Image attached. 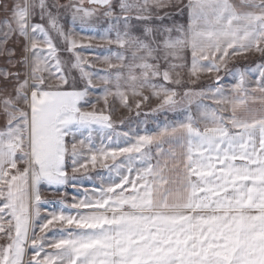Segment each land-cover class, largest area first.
<instances>
[{
  "label": "snow or ice",
  "instance_id": "1",
  "mask_svg": "<svg viewBox=\"0 0 264 264\" xmlns=\"http://www.w3.org/2000/svg\"><path fill=\"white\" fill-rule=\"evenodd\" d=\"M0 12L13 86L0 264L29 252L28 264H264V0H0ZM93 41L104 72L90 71ZM249 53L261 62L229 67ZM109 97L137 117L156 100V128L118 130ZM68 187L82 198L42 199Z\"/></svg>",
  "mask_w": 264,
  "mask_h": 264
},
{
  "label": "rangeland",
  "instance_id": "2",
  "mask_svg": "<svg viewBox=\"0 0 264 264\" xmlns=\"http://www.w3.org/2000/svg\"><path fill=\"white\" fill-rule=\"evenodd\" d=\"M262 57L260 56L259 53H249L246 55V57H238L235 58V62L234 64H230L229 67H233V66H240V67H245V66H254L256 63L261 62ZM221 75H223V73H221ZM201 84H208L211 83V81L208 78V75L201 77L200 82ZM100 96L102 98V94L97 95ZM103 99V98H102ZM156 100H152L151 104H146L142 106L141 109V115L139 117L136 116V110L135 108H133V110L131 112H129L127 109L123 108L122 106H118V110L115 113L114 119H115V126L117 127L118 130H127L128 125L130 122L132 123V126L135 127V121H140L141 122V128H150V129H155L156 128V123H154V119H157L156 117L151 116V109H153L154 106H156L157 101ZM119 103V102H118ZM116 104V103H115ZM102 105L104 106V100L102 102ZM145 113H149V118L145 119ZM158 120L160 123L164 122V117L160 116L158 117ZM121 121H123V123H121ZM18 167H20V165H18ZM89 167H91V165H89ZM21 168H23V165H21ZM97 171H103V169H99L97 168L96 170L92 171L90 174L91 175H96ZM87 184H89V186H91V182H85ZM98 183V181L96 182ZM67 195L65 196H60V195H56L53 194L50 191H44L43 192V196L45 198V200L48 201H52V202H57L61 199H64L65 201H67L68 203L72 202L73 199V195L74 194H79V196L82 198L83 196V189H73L72 187H68L66 189ZM49 210H55L58 211L60 210L61 206L59 204H56V206L53 208L51 205L48 206ZM70 208H65L64 211L67 214ZM74 210V209H73ZM41 215H46L45 212H42ZM55 231V230H53ZM52 233L49 232L48 235H51ZM6 241L3 240V243H5Z\"/></svg>",
  "mask_w": 264,
  "mask_h": 264
},
{
  "label": "crops",
  "instance_id": "3",
  "mask_svg": "<svg viewBox=\"0 0 264 264\" xmlns=\"http://www.w3.org/2000/svg\"><path fill=\"white\" fill-rule=\"evenodd\" d=\"M65 2H67V0H65ZM233 2L234 3H239V0H233ZM85 7H89V5L85 4ZM2 15H3V13L0 12V18H2ZM178 23H183L186 26V24H187L186 15L184 17L178 18ZM77 32H78L77 38H79V26H77ZM95 34L96 33L85 31V33L83 35L87 36V35H95ZM81 43L87 45L88 41L86 39H84V40H81ZM106 50H107V46L106 45L104 47H97V42H95V41L92 42V45H91L90 49L86 48L84 50L85 55L87 56V59L89 61H93L94 62V66L90 69V71H93V72H104V71L107 70V66L106 65H104V64H102V63H100L98 61H95V55H94V53H100V52H104L106 54ZM78 51H80V50L78 49ZM62 55L64 57H67L70 54L67 53V52H63ZM6 66L7 65H6L5 59L3 57H0V68H5ZM203 76H206V75H202V77ZM185 78H186V76H185ZM10 94H13V86H12V84H5L4 81L0 80V101H2L6 96H8ZM90 99H92L93 101H97V103H96V111L104 110L105 103H104V106H103L102 105L103 99L100 96L94 95V96L90 97ZM108 103L113 109L112 116H113L114 123H116L115 119H114V116H115V113L118 110L119 103H118V101H114L111 97H109ZM255 106L259 107V104L257 103ZM153 108H155V106ZM88 110H92V109L89 108ZM4 124H5L4 111H3L2 105H0V128H3ZM20 168H21V165H20ZM43 192L44 191H42V193H41L42 199H45L44 196H43ZM75 211L76 210L69 209L67 214H75ZM3 244H4L3 243V239H0V245H3ZM28 260H30V252H29V256L26 257L25 264H28Z\"/></svg>",
  "mask_w": 264,
  "mask_h": 264
}]
</instances>
